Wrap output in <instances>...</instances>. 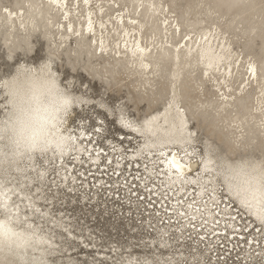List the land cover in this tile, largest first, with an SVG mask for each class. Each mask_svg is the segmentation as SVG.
I'll list each match as a JSON object with an SVG mask.
<instances>
[{
    "label": "bare ground",
    "instance_id": "1",
    "mask_svg": "<svg viewBox=\"0 0 264 264\" xmlns=\"http://www.w3.org/2000/svg\"><path fill=\"white\" fill-rule=\"evenodd\" d=\"M246 1L247 0H231V3H233V5L242 3L245 5ZM252 1L254 2V0H251L249 1V5L243 7L242 13H236L237 17L239 16L242 18V15L249 10H251V14L255 11L256 6L250 4ZM211 11L212 8L209 9L207 13L205 12L206 16L211 14ZM190 15V11L186 10L181 14V22H179L173 16V12L169 8L167 9V5L163 3V0H88L87 4L85 0H58V3H54L53 0H0V51L5 50L7 56L10 58L18 50L28 49L32 44L31 39L33 35L40 32L43 38L48 42L49 58L54 57L58 59L60 51L63 48L65 49L62 50V52L69 60L74 56L73 60L75 62L79 57L86 55V57L89 58L87 65L92 68L95 75L103 79L108 78V75L123 74L126 75V79H134V82H132L134 83V90H140V92H142V90L147 91V86L153 88L157 78L161 80L165 78L169 83L170 98L163 107V111H158L143 120V122L146 120L152 121L150 130L142 129L144 132L143 137L136 132H130V134H135L138 138L142 139L139 142L141 146H143L145 140L149 143L163 145V150L176 154L178 158L183 159L185 163H191L192 169L187 177L188 179L202 175L205 180H212V183L207 185L208 192L205 193L204 197L196 196L198 207L201 206L202 200L208 199L211 190L215 188L217 190L219 208L226 209L225 215L235 216L236 212L230 208L232 202L225 203L222 201V196H220V184L223 183L225 186L223 176H218L216 172L203 173L202 166L199 163L202 155L196 151V139L193 137L191 144L183 143L182 140L186 137L187 132H194L190 128V116H195L201 109H205V107L208 106V108H212L211 113L207 111L208 108L201 112L202 121L208 123V120L214 117L213 113H215L218 118L214 117L212 120H215L214 123L218 121L226 124L225 127L228 128L229 131L227 129L228 133L222 136H224L226 140L234 143L235 146L240 145V148L246 149L259 138L264 141V58L259 64L262 74L259 75L258 73L259 69L256 65L257 62L249 63L248 65H254L257 69L255 77L249 72V68L246 69L247 73L245 76L247 77L249 75L248 84L242 90L240 88L236 89V87L235 90L234 85L238 82L240 75L239 70L235 75L239 58L236 59L235 52L232 49V43L230 39L225 36L227 33L225 34V32L220 31V29H216L215 32L206 30V28L202 27L205 20H192ZM89 23H91L92 26L91 31H89ZM234 23L235 18L229 22L228 27L232 28ZM260 24L259 31L264 32V21ZM182 27H186L187 29L192 28V31L190 33L184 32L185 35L183 36ZM69 28H71V31L68 30ZM257 28L256 26H249L247 29L245 28L244 33H253ZM77 33L79 35H77ZM204 37H207V39H204ZM101 48H103V51H101ZM140 49H143V51L141 52ZM93 58L100 59L102 62L94 65V63L98 61L93 63ZM24 64L33 67H39L41 65ZM19 65H17V67ZM208 65H211V67ZM98 67H100V69ZM53 70L60 75L54 67ZM197 71L201 72L199 77L194 76ZM11 76L4 77L3 82ZM251 78H253V83H257V89L261 94V97L257 99L256 106L253 104L252 95L250 94L251 91L247 94H242L248 86H251ZM204 80L213 83L212 86L223 94L220 96L218 95V99L216 100L199 101L197 102L199 104H191V107L182 105L179 100L181 96V87L187 84H193L191 90H195L196 93L199 92L200 95ZM243 83H245V81H242L241 84ZM66 86L71 89L72 83H67ZM160 88L162 87L160 86ZM233 90L235 92H233ZM239 91L241 94L240 96L237 95ZM253 91H255V89ZM81 97L88 99L82 95ZM0 98H4L3 102L7 105V100L2 93H0ZM141 99L144 100V97H141ZM170 104L171 107L169 106ZM4 108L7 109V106ZM77 108H82V106L75 107L71 116V121L74 124L78 122V124L87 126L83 120L77 119ZM190 108V114L188 115L187 111ZM242 110H245V113L240 115L239 111L241 112ZM125 112L124 114H126ZM236 112L237 114L234 116ZM184 148H187L189 153L194 152V155L185 156L183 152ZM205 149L204 155H208L216 162L212 167H216V165L222 161H226L224 157H222L223 155L215 154L214 150L208 149V145ZM157 150L158 149H153L152 151ZM145 151L147 152L148 149H145ZM40 157L41 156L37 154L34 162L28 161L27 158L14 157L10 153L0 157V179L5 180L6 177H4V175L10 174V172H14L19 176L27 175L25 173L28 169L33 170V163H35L37 168V162ZM41 158H43V162L46 165L38 167L37 169L40 171L49 169V171L46 172L45 178L39 182L40 184L44 182L46 184L48 174L53 168L52 165L54 164L57 170L62 158L55 153H47ZM70 159L71 157H64L63 161L67 164ZM82 159H84V157H82ZM156 159L157 157L153 155H145L141 158V167H143L144 162H147L148 172L151 173L152 178L155 179V181L149 180L148 185L146 187L144 186L149 196L152 197L154 195L161 201L167 199L170 202L169 206H166L165 213L166 215L170 214L169 221L171 219H177L174 210L191 213L193 210L187 209L186 204L191 199V196L195 195L193 186H184V191L189 192L188 196H184L183 192H178L176 190L180 187L179 184L169 187L170 182L165 175L169 166L163 161L171 159V156L160 157L159 159L162 163L155 165L156 171H153L154 166L151 164V161ZM249 160L259 161L253 156L243 153L239 156L238 160L232 164ZM228 163L231 162L229 161ZM84 164L89 163L85 162ZM79 166L80 164L73 162L74 169ZM33 171L36 175V171ZM72 175L76 176L75 183H77L78 180H82V177L77 176L76 171H73ZM27 176L32 177L29 175ZM119 178L121 179L122 177H118V179ZM15 181L16 179L11 183L14 185ZM129 181L130 179L127 181L128 184ZM32 182L33 180L29 179L25 181V184H31ZM117 182H119V180H115L114 184L116 185ZM140 182V185H142L143 182ZM70 183L71 182L65 184L61 182V185H66L70 188L72 187ZM109 188L112 192L114 187L110 186L107 189ZM128 189H130V186H128ZM37 190H40V188ZM18 191H20V195L24 198L18 199L16 196L12 197L14 202L19 203L21 221L17 227L26 231H31L32 229L26 228V224L32 223L34 229L50 242L49 244H35L29 247L23 254V264H38L42 258L47 259L48 255L55 251L52 245L56 246L57 243L53 241V237L50 236V234L43 232L41 228L31 220V217L38 215V218L48 220L50 212L48 210H40L39 205L35 201V199L38 198H31L30 213H24L20 203L25 201L29 205L28 197H30V195L24 188ZM225 191L228 193L226 186ZM178 196L185 201L184 204L177 203ZM0 199H2V197H0ZM15 199H18V201H15ZM152 199L155 200L153 197ZM235 202L237 203L235 206L236 208L240 206L236 200ZM208 207L212 208L214 206L209 203ZM36 209H39V211L37 212ZM24 217H27V220H25ZM251 217L257 220L255 216L251 215ZM180 219L183 220V218ZM203 219L208 221L205 227L212 229V218L204 217ZM238 219L239 218H237V220ZM236 221L235 223H237ZM50 222L55 224L56 227L64 230L68 228V225H65L62 220L56 219L50 220ZM257 222L259 221L257 220ZM192 223L197 226L201 224V218L198 214L197 219L192 221ZM226 223H228L226 219H220L219 225L215 226V230L218 233L216 236L212 235L211 231L205 232V227L186 228L185 230H194L193 233L196 234L200 231L199 234H204L208 241H210L211 236H214L213 242H210V244H214L217 239H221L224 235L223 231H227L229 228L232 229V227H225ZM261 225L264 227V224ZM236 226L238 227V224H236ZM176 228L177 225L175 221L173 225L168 223L167 227L163 226L160 228L159 234L162 230H167L170 234L173 230L176 231ZM67 232L72 235L71 231L67 230ZM178 235L180 234L177 232L176 236ZM166 239L168 240V245H170L172 243L170 241V236ZM19 253L20 250L14 247L12 249L5 248L0 250V264H22ZM136 260L129 258L125 262L129 264H138ZM158 260V262L152 263V261L149 260L148 262L149 264H161L166 261L162 257Z\"/></svg>",
    "mask_w": 264,
    "mask_h": 264
},
{
    "label": "rangeland",
    "instance_id": "2",
    "mask_svg": "<svg viewBox=\"0 0 264 264\" xmlns=\"http://www.w3.org/2000/svg\"><path fill=\"white\" fill-rule=\"evenodd\" d=\"M249 1L251 0H247L245 5L243 3L233 5L231 0H163V3L167 5V9L169 8L173 12V16L179 22H181V14L189 10L192 20H205L202 27L206 30L215 32L216 29H220L225 34L227 33L225 36L232 43L236 59L239 58L235 75L238 70L240 75L234 89L236 87V89L240 88L241 90L248 84L249 75L245 76L246 69L249 68L248 64L257 62L258 73L261 75L259 64L264 58V32L259 31L260 23L264 21V0H254L250 3L256 6L252 14L249 10L242 15V18L236 15V13L243 12V7L249 5ZM211 8V14L206 16ZM234 18V26L229 28V22ZM249 26L258 28L253 33L245 34V28L247 29ZM184 28L182 27L183 33L192 31V28ZM31 43L28 49L18 50L10 58L5 50L0 51V82H3L4 77L14 74L19 64L39 65L49 58L48 42L40 32L33 35ZM62 50L59 58H54V69L61 75L62 82L65 85L69 82L72 83L71 90L74 93L79 96L87 93L85 98L93 101L90 104L82 105V108H77V119L83 120L88 128H91L97 118L105 119V125L108 129L106 134L108 139L103 142L105 145H107L108 140H118L120 136L126 137L125 143L129 147H135L139 144L142 139L135 134L131 135L129 131L122 129L116 122V117L120 114L119 108L122 107L124 112L126 111V116L135 118L138 122H143L152 114L163 111V107L170 98L169 83L166 79L157 78L153 88L147 86V91L142 90L140 92V90H134L133 88L134 83L132 82H134V79H126V75L123 74L108 75V78L103 79L95 75L92 68L87 65L89 58L86 55L79 57L75 62L73 60L74 56L69 60ZM95 61L98 62L94 63ZM92 62L95 65L102 62V60L93 58ZM98 68L100 69V67ZM200 73V71H197L194 76L199 77ZM242 81H245V83L241 84ZM250 83H252L251 86H248L242 94L251 91L253 104L256 106L257 99L261 97V94L257 89V83H253V78H251ZM212 85L213 83L204 80L200 95L199 92L196 93L195 90H191L193 84L182 86L179 99L181 104L191 107V104H196L199 101L218 99V95L220 96L223 93H220ZM253 88L255 91H253ZM233 92L235 91L233 90ZM237 95H241L240 91L237 92ZM101 97L110 108H115L117 111L112 115H108L104 110L99 109L95 101L100 100ZM141 97H144V100ZM3 101L4 98H0V118H4L7 114V109L4 108L7 105ZM207 108L208 106L201 109L195 116H190V128L196 133L194 136L197 141L195 146L200 155H204L205 148L208 145V149L214 150L215 154L223 155L222 157L231 163L236 162L243 153L249 154L258 160L264 159L263 140L260 138L255 140L246 149L240 148V145L235 146L234 143L222 136L229 131L225 127L226 124L218 121L214 123L215 120H212L214 117L218 118L215 113H213L214 117L208 120V123L202 121L201 112L207 110ZM190 110L191 108L187 111L188 115ZM211 110L212 108H208L207 111L211 113ZM244 113L245 110L239 111L240 115ZM236 114L237 112L234 113V116ZM76 124L78 125V122ZM44 165L46 164H44L43 158L40 157L37 168ZM52 167L46 184L45 182L40 184L39 181H33L24 188L31 198H38L35 201L40 210L50 212L48 220L40 219L38 215L31 217V220L43 232L50 234L53 241L57 243L54 247L55 251L47 257L50 262L55 261V264H129L125 261L132 258L137 259L136 263L139 264L145 260L152 261V263L158 262V259L162 257L164 260L171 258L172 261L174 260L173 264H264V227L240 206L235 207L237 203L228 196L223 183L220 184V196H222V201L225 203L232 202L230 208L236 212V220L237 218L240 219L236 221L239 231L231 233L233 229L229 228L227 231H223L224 235L221 239H217L214 244H210L216 235L211 236L210 241L206 238L203 241L196 242L198 234L193 233L194 230H185L184 235L187 236L188 233H191L192 239H185L182 243L177 244L172 239L176 237L177 231L173 230L169 234L172 243L168 247H161L159 231L161 227L168 226L170 214L166 215L165 213L166 206H169L170 202L167 199L161 201L154 195L152 197L155 200L152 199L147 189L144 188V184L140 185V181L131 178V169L124 172L122 176H112L110 172L106 174L103 168L97 169L90 164H83L75 168L74 171L77 173L80 170L85 171L86 176L82 177V180H78L77 183H70L72 187L68 188L66 185H61L59 176H56V182H53L56 169L54 164ZM89 168H91L90 173L86 171ZM143 171L144 168L141 167V172ZM25 174L35 176L34 171L31 169H28ZM123 176L130 179L128 184L130 189L124 186ZM4 177H6V181L12 182L20 176L10 172ZM118 177L122 178L118 179ZM115 180L120 182L118 187L113 186ZM151 180L155 181L153 178ZM110 186L114 187L112 192L110 188L107 189ZM38 188L40 190H37ZM15 201H18V199H15ZM20 206L24 213H30L31 208L25 201L20 203ZM56 219L62 220L65 225H68L67 230L71 231L72 235L67 230L56 227L55 224L50 222V220ZM171 221V225H173L176 218L171 219ZM244 225L247 226V230L243 229L242 226Z\"/></svg>",
    "mask_w": 264,
    "mask_h": 264
},
{
    "label": "snow or ice",
    "instance_id": "3",
    "mask_svg": "<svg viewBox=\"0 0 264 264\" xmlns=\"http://www.w3.org/2000/svg\"><path fill=\"white\" fill-rule=\"evenodd\" d=\"M54 3H58V0H53ZM88 3V0H85ZM7 10V9H5ZM89 31L92 30L91 23H89ZM71 31V28L68 29ZM77 35H79L77 33ZM207 39V37H204ZM103 51V48H101ZM142 52L143 49H140ZM211 67V65H208ZM256 67L254 65H249V72L253 77L256 75ZM71 83V82H69ZM67 87V86H66ZM72 91L69 87H67ZM84 97L87 93L83 94ZM7 100V98L5 97ZM78 103L77 106H82L87 103H92L91 99H84L77 95ZM174 102V101H173ZM96 106L99 109L104 110L108 115H112L117 111L115 108H110L107 103L104 102L103 97L100 100L95 101ZM171 107V104L169 105ZM75 109V108H74ZM72 113L67 118V123L64 128V132L68 139L73 141L76 145L75 150L70 156L71 159L67 164L64 163L63 158L65 156H60L62 159L60 161V166L54 173L53 182H56L55 177H60V182L68 184L69 182L75 183L76 176L72 175L74 171L73 162L83 165L88 162L90 165L96 167L97 169L103 168L105 173H109L112 176H122L124 172L131 169V178L136 181H142L144 186L148 185L149 180L152 179L151 173L148 172V163H143L144 171L141 172V158L145 155L156 156V160H152L151 164L154 166L153 171H156L155 165L162 163L160 157L171 156V159H167L166 162L169 166L168 171L165 175L168 177L170 182L169 187L172 185L179 184L180 187L176 189L178 192H183L184 196H188L189 192L184 191V186L192 185L195 195L191 196V199L187 202L186 208L193 210L191 213L187 211H175L177 219L175 221L177 228L176 231L180 234L172 239L175 243L180 244L185 239L191 240V233L187 236L184 235L186 228H197L205 227L208 223L204 217H211L213 228L208 229L205 227V232L211 231L212 235H218L215 230V226L219 225L220 219L224 218L228 221L225 227H232L233 232L239 231L236 226V217L225 215L226 209H220L219 203L217 202V190L213 188L207 200H202L201 206H197L196 196L204 197L205 193L208 192L207 185L212 183L211 179L205 180L203 176H196L192 179H188V175L192 169L191 163H185L183 159L178 158L176 154H172L163 150V145H157L154 143H149L144 141L143 146L137 144L135 147H129L126 145L125 136H120L118 140H108L107 145L103 142L107 140L108 129L105 125V119L97 118L92 124L91 128H88L84 124H74L71 121ZM119 115L116 117V122L120 125L122 129H127L129 132H136L141 137H143L144 132L142 129L150 130L152 121L146 120L144 122H138L135 118H130L124 114V109H119ZM87 119V118H82ZM196 135L195 132L189 131L186 137L182 140L183 143L191 144L192 138ZM145 149H148L146 152ZM153 149H158L157 151H152ZM185 156H193V153H189L187 148L183 149ZM39 154L43 157L45 154ZM30 155L27 157L28 161H35L36 156ZM47 154V153H46ZM84 157V159H82ZM135 162V163H134ZM202 166L203 173L216 172L218 176H223L224 183L227 188L229 197L236 200L240 207L244 209L249 215H253L256 219L264 224V159L259 161H245L242 163L232 164L226 161H222L216 167H212L216 162L212 160L208 155L202 156L199 161ZM33 170L36 171V175L28 177L27 175L15 178L16 183L13 185L11 182L4 179H0V250L5 248L12 249L13 247L20 250V258L23 264L24 253L29 247L35 244H49L50 242L46 240L42 235L39 234L37 230L34 229L32 223H27L26 228L32 229L31 231H26L17 227L21 221L19 214V203L12 200L13 196L18 199H23L24 197L20 195V191L27 187L25 184L26 180L40 181L45 178L46 172L49 169L40 171L36 168L35 163L32 164ZM89 173L91 168L87 169ZM80 177L85 176V171H79L77 173ZM125 187H128V177H124ZM118 187L119 182L116 185ZM29 207L31 206V197H28ZM178 204H184L185 201L179 196L177 197ZM211 203L214 207L209 208L208 205ZM38 212L39 209H36ZM197 214L201 218V224L199 226L192 223V221L197 219ZM180 218H183L181 220ZM27 220V217H24ZM169 223H172L170 220ZM244 230H247V226H242ZM169 231L162 230L160 233V245L161 247L168 246ZM206 239L204 234L198 233V239L196 242L203 241ZM55 247V245H52ZM38 264H55V261H48L47 259H41ZM142 264H149L148 261H142ZM164 264H173L171 258H168Z\"/></svg>",
    "mask_w": 264,
    "mask_h": 264
},
{
    "label": "clouds",
    "instance_id": "4",
    "mask_svg": "<svg viewBox=\"0 0 264 264\" xmlns=\"http://www.w3.org/2000/svg\"><path fill=\"white\" fill-rule=\"evenodd\" d=\"M53 61L51 57L39 67L22 63L0 82L8 109L0 118V157L9 153L17 158L37 153L67 157L75 150L64 128L78 99L54 72Z\"/></svg>",
    "mask_w": 264,
    "mask_h": 264
}]
</instances>
